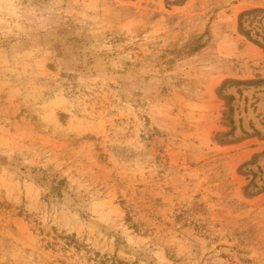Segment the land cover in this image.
Wrapping results in <instances>:
<instances>
[{"label": "rangeland", "instance_id": "374dc122", "mask_svg": "<svg viewBox=\"0 0 264 264\" xmlns=\"http://www.w3.org/2000/svg\"><path fill=\"white\" fill-rule=\"evenodd\" d=\"M254 9L0 0V264H264Z\"/></svg>", "mask_w": 264, "mask_h": 264}, {"label": "trees", "instance_id": "16d2710c", "mask_svg": "<svg viewBox=\"0 0 264 264\" xmlns=\"http://www.w3.org/2000/svg\"><path fill=\"white\" fill-rule=\"evenodd\" d=\"M255 13H264V10H262V9H254V10L247 11V12H244V13L240 14V16H239V30H240V31H241L246 37L250 38L255 44H257V45H261V47H264V43L259 42V40L256 39V38L253 39L252 34H251L252 29H246V28L243 26V18H244L245 16H249V15H252V14H255ZM249 23H250V22H249ZM259 34H260V33L255 32V36H256L257 38L260 37Z\"/></svg>", "mask_w": 264, "mask_h": 264}]
</instances>
